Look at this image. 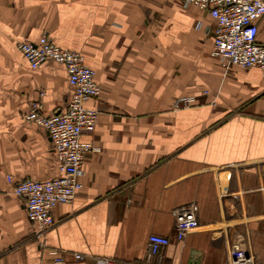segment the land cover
<instances>
[{
    "label": "crops",
    "instance_id": "1",
    "mask_svg": "<svg viewBox=\"0 0 264 264\" xmlns=\"http://www.w3.org/2000/svg\"><path fill=\"white\" fill-rule=\"evenodd\" d=\"M215 24L180 0H0V264L50 250L53 264H264V76L213 56ZM43 33L82 52L101 87L82 135L100 151L45 235L6 178L58 175L48 131L25 118L33 102L65 110L73 91L63 63L33 68L18 48ZM180 96L195 102L174 108ZM151 234L170 241L149 258Z\"/></svg>",
    "mask_w": 264,
    "mask_h": 264
},
{
    "label": "built area",
    "instance_id": "2",
    "mask_svg": "<svg viewBox=\"0 0 264 264\" xmlns=\"http://www.w3.org/2000/svg\"><path fill=\"white\" fill-rule=\"evenodd\" d=\"M183 7L196 5L205 9L215 19L213 29V56L227 66L240 68L258 67L264 76V36L259 35L260 21L264 18V0H180ZM18 48L30 65L35 68L47 60L63 63L68 72V81L73 88L71 99L65 110L51 116L41 112L39 102H33L25 118L43 126L49 133L59 159L58 175L48 180L25 178L16 180L6 176L13 192L24 198L27 215L36 224L37 231L45 235L55 225L52 211L59 203L74 199L82 187L80 176L87 153L98 152L100 147L92 141H84L85 131L93 132L98 122L99 111L87 105L101 92L96 81V71L85 63L82 52L65 49L57 45L52 37L43 33L37 41H21ZM207 92V91H206ZM195 102L193 96H180L174 100V108H182ZM264 116V111H263ZM185 231L178 233L182 238ZM167 236L151 234L148 239L149 258L156 255L162 246L169 243ZM52 260L40 264L63 261L56 250L48 252ZM76 259L83 255L76 253ZM99 264H116L106 258ZM128 264H150L132 261Z\"/></svg>",
    "mask_w": 264,
    "mask_h": 264
}]
</instances>
